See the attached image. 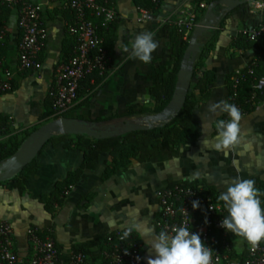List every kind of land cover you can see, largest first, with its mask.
Instances as JSON below:
<instances>
[{"label": "crops", "instance_id": "obj_1", "mask_svg": "<svg viewBox=\"0 0 264 264\" xmlns=\"http://www.w3.org/2000/svg\"><path fill=\"white\" fill-rule=\"evenodd\" d=\"M31 1L43 6L41 25L47 34L46 47L40 55L42 69L38 74L18 69L17 12L9 9L1 16L5 43L0 49V64L9 68L14 76L12 90L0 96V143L13 137L20 139L26 132L51 121L49 86L57 64L68 57L72 45L66 29L68 14L61 8V1ZM111 1L116 18L100 33L101 47L110 58L111 72L99 83L85 78L80 84L78 102L67 111L70 117L103 124L157 113L153 111L152 89L165 82L175 66L181 42H188L191 36L180 34L173 22L189 13L201 20L206 9H199L198 4L209 5L207 0H161L155 19L141 21L133 0ZM259 1L261 9H254L248 1L220 19L215 28L217 34L212 39V33H204L199 38L202 44L212 45L202 68L211 72L212 78L204 92L194 91L198 102L193 116L199 127L194 141L176 149L162 142L156 156L116 169L107 153H101L98 163L89 167L83 166L81 150L65 147L63 143H47L25 171L27 179L23 191L0 183V218L11 222L20 254L27 253L26 230L36 227L51 230L57 246L63 250L88 246L89 254L97 261L104 236L117 228H130L129 221L135 218L140 231H132L142 245L147 263L149 257L156 256L145 241L158 234L155 228L158 195L164 187L175 182L197 184L216 199L234 178L251 179L258 190L264 189V94L247 113H241V142L227 150V154L213 148L217 122L226 117L230 119L219 107L215 111L213 107L220 102L229 103L230 81L235 71L264 59V36L245 48L234 46L239 34L264 22V0ZM220 9L221 6H217L215 13ZM142 32L153 33L159 42L149 64L132 58L130 52L121 51L124 47L131 48L135 36ZM262 74L264 77V62ZM176 79L177 74L173 90ZM141 108L148 109L137 111ZM78 171L76 179L64 186ZM65 188L69 193L61 205L46 204L57 189ZM146 228L152 229L151 235L143 234ZM230 239L235 256L245 254L244 239L233 233Z\"/></svg>", "mask_w": 264, "mask_h": 264}, {"label": "built area", "instance_id": "obj_2", "mask_svg": "<svg viewBox=\"0 0 264 264\" xmlns=\"http://www.w3.org/2000/svg\"><path fill=\"white\" fill-rule=\"evenodd\" d=\"M60 1L61 8L68 14L66 29L72 45L68 57L57 64L49 86L51 120L63 117L78 102L80 84L86 77L96 74L104 79L111 72L110 58L101 47L103 41L99 29L109 26L116 18L111 0ZM150 1L154 6H159L161 2ZM250 1L254 9L262 8L259 0ZM198 7L206 9L208 5L201 2ZM136 8L139 20L155 19V14L149 9ZM9 9L17 12V27L20 32L17 44L18 69L21 72L38 74L42 69L40 55L47 40V34L41 25L43 6L31 0H0V17ZM198 22L197 16L189 13L173 23L183 36H189ZM4 35L3 27L0 29V37ZM245 36L251 42L258 41L264 36V22L248 30ZM257 65L258 61L255 60L231 76L229 103L234 104L243 114L264 94V77L256 75ZM13 76L9 68L0 64V96L12 90ZM243 84H248L249 91L241 100L238 98V90ZM223 120H227V117ZM68 193L69 189L65 188L60 199H65ZM259 193L264 207V190H259ZM158 197L159 212L155 219L158 233L167 230L171 235V230L179 226L199 233L206 246L212 249V264H264V241L253 247L244 240L245 256H232L231 232L220 227L227 212L222 203L204 187L175 182L160 190ZM193 200L200 202L199 208H192ZM127 229L117 228L104 236L100 259L106 264H147L143 258L142 245L133 231L127 239H121ZM26 236L27 253L22 255L17 248L11 222L0 218V264H91L92 257L89 253L74 248L63 250L57 246L51 230L42 231L29 227ZM137 257L140 259L137 260Z\"/></svg>", "mask_w": 264, "mask_h": 264}, {"label": "trees", "instance_id": "obj_3", "mask_svg": "<svg viewBox=\"0 0 264 264\" xmlns=\"http://www.w3.org/2000/svg\"><path fill=\"white\" fill-rule=\"evenodd\" d=\"M136 7L147 8L156 13L159 6H154L150 0H133ZM208 3L209 0H207ZM257 26V25H256ZM2 18L0 17V29L3 28ZM104 28L100 27L99 33L102 32ZM181 34V33H180ZM217 34V31H213L211 39ZM182 36V35H181ZM4 36L0 37V49L2 44H4ZM261 39V38H260ZM250 43L247 40L245 34L241 33L238 35L234 42V46L237 48H245ZM187 42L182 41L180 44V53L177 55L175 60V66L173 70L168 73L165 78V82L160 86L152 89V94L154 97L153 111H161L165 105L169 102L172 93L173 85L175 81L176 74L180 67V62L182 59V50L185 48ZM212 45L208 42L202 45V49L197 55L199 62L194 64L193 79L190 85L189 92L186 96L181 110L171 118L167 123L161 126L146 129V130H136L126 132L121 135H114L101 139H91L83 136H70L67 134L56 135L48 143L57 144L63 143L65 147L76 148L83 152V166L93 167L99 161V156L101 153H107L110 155L113 161V169L121 167H126L132 162H144L148 158L156 156L159 153L160 143L166 142L172 149L178 148L181 144H187L196 139L199 134V127L196 119L193 116V109L198 102V96L195 94V90L200 93L204 92L211 85L212 74L209 71L202 70L204 66L203 59L209 56V52ZM196 58V59H197ZM264 59H260L256 69V75L262 76V64ZM201 72L199 73V71ZM86 78L94 79L95 83H99L102 78L98 77L96 74L88 76ZM231 82V81H230ZM249 91L248 84H243L238 90V98L243 100ZM148 108H141L137 111H147ZM52 111L48 114L49 120H51ZM63 117H70L66 112ZM37 129V128H36ZM35 130V129H34ZM33 130V131H34ZM32 132V131H31ZM31 132H26L22 138H10L5 142L0 143V161L12 155L15 150L19 147L21 142L25 140ZM34 162V161H33ZM33 162L28 165L19 175L10 181L3 182L7 184L10 188L17 189L18 191H23L24 182L26 181L25 171L33 164ZM79 171L73 173L70 179H68L64 186L70 185L78 176ZM264 189H262L263 191ZM62 189H57L48 199L46 204L51 207L55 205H61L62 199L60 195ZM74 249L81 250L85 253H89L88 246H77ZM235 256V253H232ZM242 256H245L244 254ZM91 264H106L104 261L91 259Z\"/></svg>", "mask_w": 264, "mask_h": 264}, {"label": "clouds", "instance_id": "obj_4", "mask_svg": "<svg viewBox=\"0 0 264 264\" xmlns=\"http://www.w3.org/2000/svg\"><path fill=\"white\" fill-rule=\"evenodd\" d=\"M158 48L159 42L154 39L153 33L142 32L135 36L131 48L124 47L120 50L123 53L130 52L132 58L149 64L153 59L152 54ZM216 107H219L220 112L226 113L230 119L217 122V136L213 148L227 154V150L241 142L243 136L240 127L241 112L234 104L226 101L220 102L212 110L215 111ZM203 146L204 148L208 146L206 139L203 140ZM259 196V190L253 180L234 178L227 189L221 191L217 197L227 212L220 222V227L235 236L242 237L253 247L264 241V207ZM199 207L200 202L193 200L192 208ZM129 224L131 227L123 232L122 240L127 239L133 229L140 231L135 218H131ZM171 232L172 234L169 235L167 230H162L153 235L150 241H145L146 245L156 253L155 258H148L147 264H212V249L206 246L199 233L192 232L184 226L175 227ZM151 233L152 229L146 228L143 231L144 235ZM139 259L140 257H137V260Z\"/></svg>", "mask_w": 264, "mask_h": 264}, {"label": "water", "instance_id": "obj_5", "mask_svg": "<svg viewBox=\"0 0 264 264\" xmlns=\"http://www.w3.org/2000/svg\"><path fill=\"white\" fill-rule=\"evenodd\" d=\"M248 1L250 0H214L209 3L203 18L199 20L186 44L177 72L175 88L169 102L161 111L131 119L125 118L112 124L79 120L73 117L51 120L32 131L12 155L0 161V183L10 181L19 175L56 135L67 134L101 139L130 131L151 129L167 123L181 110L186 100L193 79L194 64L203 45L199 38L204 33H212L227 12ZM217 6H221V9L215 13Z\"/></svg>", "mask_w": 264, "mask_h": 264}]
</instances>
